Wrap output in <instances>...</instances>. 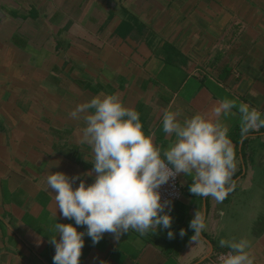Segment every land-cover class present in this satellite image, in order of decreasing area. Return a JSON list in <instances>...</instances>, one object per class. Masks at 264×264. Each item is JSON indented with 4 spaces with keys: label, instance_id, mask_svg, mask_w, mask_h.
<instances>
[{
    "label": "crops",
    "instance_id": "obj_1",
    "mask_svg": "<svg viewBox=\"0 0 264 264\" xmlns=\"http://www.w3.org/2000/svg\"><path fill=\"white\" fill-rule=\"evenodd\" d=\"M99 93L137 110L161 147L165 109L183 119L235 98L264 117V0H0V264H53L55 214L74 221L56 213L46 176L93 181L83 121L68 113ZM225 123L238 164L222 202L190 193L180 174L173 238L106 232L93 245L85 235L80 264H219L222 238L247 239L264 264V127L240 143L239 113ZM197 210L206 228L193 242Z\"/></svg>",
    "mask_w": 264,
    "mask_h": 264
},
{
    "label": "clouds",
    "instance_id": "obj_2",
    "mask_svg": "<svg viewBox=\"0 0 264 264\" xmlns=\"http://www.w3.org/2000/svg\"><path fill=\"white\" fill-rule=\"evenodd\" d=\"M237 112L243 143L250 131L264 127L261 112L243 101L222 98L206 114L197 112L183 119L179 110L165 109L162 132L171 139L161 147L153 141L155 132L143 131L139 112L125 106L118 94L99 93L76 104L68 116L83 121L79 142L92 152V169L85 175H96L91 183L80 179L75 187L78 176L70 178L59 171L46 176L56 213L59 209L62 217L74 221L57 222L55 214L54 234L49 237L55 250L53 264H80L85 235L93 245L106 232L119 240L130 230L142 237L169 229L167 236L173 238L171 201H162L159 189L180 174L191 178L190 193L222 202L235 187L232 177L238 164L225 118ZM81 225L84 231L77 230ZM188 227L194 230L190 240L197 242L206 228L202 211L195 212ZM179 235H185L184 228ZM219 245L229 249L220 255L219 264H255L247 239L222 238Z\"/></svg>",
    "mask_w": 264,
    "mask_h": 264
},
{
    "label": "built area",
    "instance_id": "obj_3",
    "mask_svg": "<svg viewBox=\"0 0 264 264\" xmlns=\"http://www.w3.org/2000/svg\"><path fill=\"white\" fill-rule=\"evenodd\" d=\"M161 192V200L174 201L181 197V188L178 183V176L171 178L169 182L162 185L159 189Z\"/></svg>",
    "mask_w": 264,
    "mask_h": 264
}]
</instances>
